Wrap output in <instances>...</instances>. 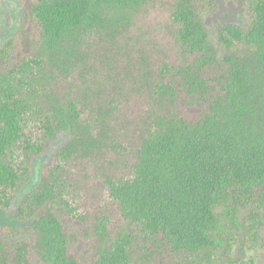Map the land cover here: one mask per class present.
<instances>
[{
  "label": "trees",
  "instance_id": "16d2710c",
  "mask_svg": "<svg viewBox=\"0 0 264 264\" xmlns=\"http://www.w3.org/2000/svg\"><path fill=\"white\" fill-rule=\"evenodd\" d=\"M246 4L248 23L212 32L206 17L218 0L31 2L32 52L18 58V38L0 47V209L12 210L51 143L63 133L70 140L15 214L31 221L33 239H0V264H264V0ZM151 7L166 11L180 57L154 71L145 56L135 65L131 91L147 96L126 144L112 117L135 118L123 110L127 97L120 104L103 89L104 106L94 105L86 90L60 84L93 60L89 43L114 44ZM109 147L118 171L90 205L69 166L108 161ZM65 219L84 227L89 247Z\"/></svg>",
  "mask_w": 264,
  "mask_h": 264
},
{
  "label": "rangeland",
  "instance_id": "374dc122",
  "mask_svg": "<svg viewBox=\"0 0 264 264\" xmlns=\"http://www.w3.org/2000/svg\"><path fill=\"white\" fill-rule=\"evenodd\" d=\"M33 1L0 0V47L9 40L18 38L16 41L18 58L29 54L34 48L36 24L29 15V5ZM218 5V11L209 12L206 17V23L212 32L221 24L245 25L249 22L250 15L246 0H218ZM166 14V11L159 7L141 10L133 17L131 24L114 44L103 41L89 43L84 50L91 54L93 60L80 62L79 67H75L68 79L60 84V87L62 86L68 94L86 90L88 95H93L94 105H99L98 99H100L104 106L103 99L98 97L99 92L102 97L112 93L115 98L121 99L120 104L127 97L123 110L135 118L127 119L124 115H119V112H115L112 117L114 132L126 138V144L131 141L132 131L138 122L137 117L144 109L143 100L147 96L145 89L140 96H136L131 91L132 86H135L133 77L137 76L135 65H138L145 56L152 60L154 71L163 60L176 62L180 57L167 24ZM93 67H96L94 71L88 72ZM102 71L103 74H109L110 84L105 85L104 79L99 77ZM193 110L186 109V113L192 115L195 113ZM69 140V134L63 133L51 143L46 153L34 160L33 178L24 186L12 210L0 209V239L4 242L14 244L33 239V233L28 230L31 221L16 220L15 214L24 196L39 185L43 170ZM105 156L108 161L76 158L69 166L68 175L74 192L90 205L100 201L106 187L104 177L118 171L115 165L117 157L110 147L105 152ZM63 222L70 233H76L80 237L79 246L89 247L90 240L81 236V232L85 231L82 225L74 222L69 224L66 219ZM9 230L15 232L14 237L8 235ZM31 255L30 258L33 261L34 258Z\"/></svg>",
  "mask_w": 264,
  "mask_h": 264
}]
</instances>
